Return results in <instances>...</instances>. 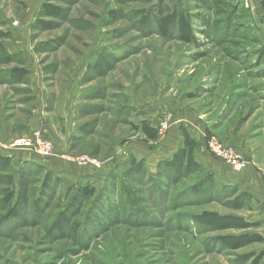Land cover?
Here are the masks:
<instances>
[{
    "label": "rangeland",
    "instance_id": "374dc122",
    "mask_svg": "<svg viewBox=\"0 0 264 264\" xmlns=\"http://www.w3.org/2000/svg\"><path fill=\"white\" fill-rule=\"evenodd\" d=\"M42 1L0 0V139L29 137L45 124L54 148L76 163L95 158L101 171L88 180L94 196L78 198L81 207L69 209V217L78 209L72 221L87 215L83 228L67 227L61 236L46 226L66 205L67 188L71 194L82 179L67 184L62 178L61 191L41 197L36 214L2 221L6 184L0 177V264H253L259 243L225 249L212 237L241 231L217 232L188 218L203 209L245 218L246 208L233 210L223 200L174 202L195 175L171 181L168 197L155 198L151 180L136 183L137 177L123 174L144 138L129 122L145 115L150 121L169 117V124L195 117L208 134L240 146L245 111L264 108V59L259 63L253 53L259 45L242 40V49L227 42L221 0H51L63 13L43 17L49 26L37 22ZM241 2L253 33L264 41V0ZM156 7L182 11L191 41L174 36L177 29L160 35L151 19ZM6 53L28 69L25 83L6 82L7 70L19 64L6 61ZM95 62L100 71L90 68ZM231 130L236 139H228ZM149 164L146 177L156 178L157 165Z\"/></svg>",
    "mask_w": 264,
    "mask_h": 264
},
{
    "label": "trees",
    "instance_id": "16d2710c",
    "mask_svg": "<svg viewBox=\"0 0 264 264\" xmlns=\"http://www.w3.org/2000/svg\"><path fill=\"white\" fill-rule=\"evenodd\" d=\"M241 1L221 0L219 12L221 13L223 24L227 26L226 32L229 37L226 40L228 43L233 44L234 48L241 47L244 49V44L259 45V49L253 51V53L259 58L257 61L261 63V60L264 59V41L253 33L254 29L249 23L248 9ZM62 13L63 8L60 5L52 3L51 0H43L39 8V21L37 22L44 26H49L51 22L45 21L42 18L48 16L58 17ZM152 13L155 15L153 14L151 19L163 37H169L172 35V30L177 29V33L174 36H177L180 40L188 42L193 38L192 26L182 11L156 7V10ZM147 18V15L143 16L142 21L145 22V20H148ZM234 34L237 35L234 36ZM242 40L245 41L243 45ZM242 51L246 52L245 50ZM232 52L230 51L229 53ZM6 54V61L10 60L9 62H12L15 59L19 63L7 70L6 82L10 84L25 83L29 74L28 69L13 54ZM234 54L235 52L232 53V55ZM247 62L250 63V60ZM90 68L93 70L98 68L100 71V64L95 62ZM89 77H92V75ZM129 125L134 132H138L144 137L143 143L156 141L158 136L157 127L152 126L149 121L129 122ZM179 134L180 139L176 150L170 156L164 157L157 162L158 171L156 172V178L151 175L146 177L147 168L145 159H139L133 154L128 155V166L123 175L137 177L139 181H136V183L141 184L146 182L145 180H151L149 187L154 192L155 198L157 196H162V198L168 197L169 193L167 189L171 187V181L176 182L179 179L182 180L195 175L194 182L180 191V194L174 197V202L176 199H179L183 203L192 205L193 203H202V200H223L233 210L248 208L251 200L249 193L242 190L237 184H224L220 182L214 171L205 169L195 159V152L199 144L183 125L179 126ZM15 163H18L17 170L14 168ZM2 173L3 175H1ZM159 176L163 177L158 178ZM0 177L4 179L6 184L1 191L2 201L6 204V210L1 216L2 221L16 219L28 212H32L33 215L36 214L40 198L45 196L52 199L56 192L61 191L59 188H61L63 183V179L59 173L48 168L41 161H22L1 153ZM34 178H38L37 188L34 187ZM89 178H83L79 186L71 194H69L72 190L71 186L67 188L65 196L67 200L66 205L54 214L46 226V231L49 234L61 236L67 227L72 228L73 231L83 228L87 215L82 217L80 221L75 222L72 221V218L78 214V209L70 217L69 213L71 211L69 209L76 206L75 204L77 206L81 205V201L77 200L78 198L82 199L94 196L95 188L89 183ZM36 192L37 195H35ZM186 197L188 198L186 199ZM135 209L138 210V208ZM44 210L42 209L41 211L44 212ZM158 210L159 207L157 206L156 212ZM135 213L138 216V212L135 211ZM188 218L198 227L208 228L217 232L226 230L241 231L239 234L224 233L212 237L219 246L225 249L238 250L263 240V237L259 233L252 230L249 231L250 228L256 227L257 223L250 222L240 215L203 209L199 212L191 213ZM248 256L249 254L243 255L242 259L247 260ZM261 256V253L256 254L253 264H258Z\"/></svg>",
    "mask_w": 264,
    "mask_h": 264
},
{
    "label": "crops",
    "instance_id": "0c3cea01",
    "mask_svg": "<svg viewBox=\"0 0 264 264\" xmlns=\"http://www.w3.org/2000/svg\"><path fill=\"white\" fill-rule=\"evenodd\" d=\"M246 114L249 117L243 122L240 146H234L242 154L243 158L248 161L246 166L240 171L234 170L228 163L210 154L205 144L208 134L201 124L196 121L195 117H182L170 123L169 128L164 134H158L155 147L154 145L141 142L142 144H136L132 151L137 158L145 159L146 163L157 164L160 159L170 156L176 150L180 139L179 126L182 124L199 144L195 152L197 162L205 169L214 171L220 182L224 184H237L251 196L250 205L246 208L249 215L245 219L257 223L256 227L249 230L255 231L263 237V240L257 243L261 245L258 251L262 255L260 263H264V177L261 174V170L264 168V108L260 107L252 112L248 109L245 111ZM254 116L257 118L254 119ZM141 120L149 121L154 127H157L160 122V119H152L150 121L146 115L142 116L139 121ZM41 125V129L39 128L38 130H40L43 137L53 142L52 139L55 138L53 132L48 130L45 124ZM232 132L234 131L231 130V133H229V140L236 139V134ZM25 133L20 132L18 136ZM11 150V153L6 155L22 161H42L48 168L58 172L62 178L66 179L63 180L67 184L73 181H80L86 177L91 178V176L98 177L100 175L101 163L99 167L90 162L76 163L74 159L66 155L57 146L54 148L53 154L48 158H42L28 148Z\"/></svg>",
    "mask_w": 264,
    "mask_h": 264
},
{
    "label": "built area",
    "instance_id": "2783aa9c",
    "mask_svg": "<svg viewBox=\"0 0 264 264\" xmlns=\"http://www.w3.org/2000/svg\"><path fill=\"white\" fill-rule=\"evenodd\" d=\"M168 118L169 117H165L159 122L157 127L158 134H164L169 128L170 124ZM205 144L210 154L228 163L236 171L242 170L248 163V161L243 158L242 154L234 146L221 141L212 134L206 136ZM17 148H28L40 155L42 158L51 156L54 151L52 142L49 139L43 137L40 130L33 131L29 137L15 138L10 143L0 140L1 154L6 155L8 154L7 151H10V149ZM76 160L78 163L90 162L97 167L100 166V162L95 158L81 157L77 158ZM261 174L264 177V168L261 170Z\"/></svg>",
    "mask_w": 264,
    "mask_h": 264
}]
</instances>
